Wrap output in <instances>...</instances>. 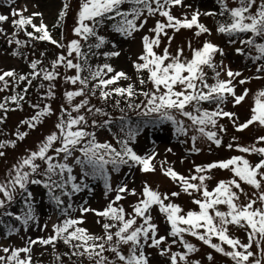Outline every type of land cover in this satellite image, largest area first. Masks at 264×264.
<instances>
[{
    "label": "snow or ice",
    "instance_id": "snow-or-ice-1",
    "mask_svg": "<svg viewBox=\"0 0 264 264\" xmlns=\"http://www.w3.org/2000/svg\"><path fill=\"white\" fill-rule=\"evenodd\" d=\"M15 3V0H9ZM219 12H205L208 16H227V20L217 22L216 31L228 37H237L241 34H250L248 38L241 39V47L235 49L238 55H247L254 63L264 61V43L258 40H264V0H234L236 7H229L227 0H217ZM70 0H64L63 7L58 15L57 23L53 27H62V22L67 15ZM129 5L128 9L122 6ZM185 7L183 0H80L79 11L77 14V24L73 29V34L79 39H74L66 46L53 38L48 26L44 23L40 12H33L29 16L24 13L28 11L27 5L23 8H12L11 24L15 31L11 37H8V44H15L17 47L25 45L26 41L16 38L20 31L29 40L47 41L55 47L64 49L67 54H60L51 62V69L41 68L40 60H34L29 64L31 72L28 74H18L15 70H0V92L9 87H18L20 83L27 82L31 86L33 80L37 78L48 82V88L45 96L41 99L55 98V85L52 83L59 76L57 71L59 67L66 70H75V75L65 76L66 83L79 85L74 91H66L65 99L71 111L61 106V115L55 125L56 131L47 135L38 145L35 151L27 150V154L21 156L6 174V179L0 182V225L4 224L3 217L13 218L18 221L25 230L30 223L38 225L39 217L37 215L38 201L30 186H40L46 190L48 201L60 213L63 219L53 224L52 233L47 238L31 239L26 242V246L2 247L0 252V264H32V248L34 245L49 246L56 248L57 242L62 241L70 249V253H64L69 260L72 257L84 258L89 264H150V258L146 254V248L159 249L161 256H168L170 264H199V261H190L189 255L199 251L197 247L184 239L185 234L190 235L203 242L215 252L229 257L234 264H264V147H257L258 144H264V136H259L253 145L240 146L236 148L241 153L257 154L261 157L258 163L252 165L248 159L242 156H234L225 161H218L206 166H196L195 175L188 177L177 173L172 167H164L167 162H162V174L169 178L173 183H177L180 192L161 193L158 189H153L147 182L142 185L140 192L135 188H129L128 183L121 181L115 188L112 185L111 173H119L123 167L128 169L138 168L142 173H154L156 166L153 161L156 160L158 153L154 150L144 155L138 154L133 145L137 142L140 134L139 127L128 126L126 116H121L123 122L121 131L124 138H117L119 149L111 143H99L95 132H89L86 129L88 122L85 115L79 114L81 109L86 108L88 112H93V107H87L88 99H83L80 103L73 105L76 97H84L87 93L92 96L107 101L112 96L125 97L130 101L133 97L140 95L144 97L141 104L128 103L129 109L137 111V114L143 117H153L152 122H171L175 126L177 135H187L188 127L183 120H178L177 115L191 121V126L207 140L214 143L217 147L221 145V140L217 132L208 131V127H216L218 118H228L232 121L236 131H244L252 125H258L264 128V89L255 94L254 106L251 108V116L244 123H238V117L233 112L225 111L223 104L228 102L229 98L233 101V107L240 105L249 94L245 89L243 94H237L234 86V79L241 76L239 71L233 72L224 65L214 63V57L217 53L225 55L224 50L211 41H205L201 48H189L192 52L191 59L184 57L183 48L177 49L175 55L169 52L165 47L162 54H158L155 49L161 44L162 36L168 37L169 46L172 43L173 36H168L166 29H172L179 32L181 29H192L197 31L195 35L199 37L202 34L211 35V30L204 24L199 23V17L202 13L194 11L191 19L187 14L183 18H177L171 13L173 7ZM159 15L166 19V23L157 21L155 26L149 29L154 36L144 35L142 37L143 51L133 61V68L137 74V79L141 86L150 83L152 88L148 91H137L132 83L127 86H119L121 80L130 81L132 78L124 71H116L109 63L102 65H91L89 63L90 55H100L98 51L105 44L109 43L104 36L98 35V27L105 19L115 21L112 30L120 36L131 39L134 34L145 28L148 18ZM36 17H41L39 25L33 21ZM9 15L0 14V24L9 21ZM31 27L32 31H27ZM0 34L6 35L3 28H0ZM38 34V35H37ZM89 38H95V44L88 45V51H82L81 41L87 42ZM229 43H236V40L229 39ZM254 49L255 56L246 53L245 48ZM113 48L117 45L113 44ZM13 56L19 55L18 51L11 53ZM75 54V55H74ZM43 55V53H42ZM105 59L119 57V51L104 52ZM75 61V62H74ZM205 68L213 73L211 77L215 82H208V73ZM222 71L228 79H221ZM257 73L264 72V63H260L256 68ZM87 72L88 75L82 76ZM147 73V79L143 73ZM112 74V75H109ZM256 79L264 77L256 76ZM240 84L247 83L246 80H240ZM116 85L115 87H110ZM43 88L44 84L41 83ZM87 90V93H86ZM28 87L23 89V94L16 93L10 97H5L4 102H0V110L7 113L9 108L6 106L9 102L17 107L24 101ZM204 102L215 104V110L203 109L200 105ZM119 101H117V106ZM35 109V115L29 119L21 121V125H26L28 129H35L43 122L45 117L53 115L50 105L43 108L39 104L30 105ZM191 106V111L187 110ZM15 111L16 109H11ZM124 112V109H120ZM75 112L78 115L73 116ZM95 113H100L109 118L98 125L95 120L91 127H106L112 123L109 113L96 108ZM65 117H67L65 119ZM4 118H0V124L4 123ZM220 131H224L222 125ZM29 133L19 131L15 133L16 140L0 142V158L6 156L4 149L16 147V141H23ZM197 136L191 137L193 142V151H199L195 148ZM59 145V146H56ZM232 144L228 145L231 149ZM170 151V149H169ZM79 153V155H76ZM72 160V164L68 163ZM44 167H41V163ZM74 166L80 169V177L73 174ZM229 170L233 174V179L228 181H219L216 187L209 191L206 181L212 177L207 175L213 169ZM103 181L105 196L115 193L113 199L109 201L103 210H97L85 206L84 201L79 207L80 216L71 215L75 211L71 203L72 197L87 190L93 189L87 183V180ZM238 178V179H237ZM250 185L256 190V198H248L246 203H240L239 193H243L241 183ZM59 192V194H57ZM185 193L189 196L193 193H200V198L194 199L193 204L197 205L199 211L184 210L178 204L172 201V198L179 197ZM128 196L136 197V202L130 207L129 213L121 201ZM17 197L22 201L19 214L10 210L16 203ZM62 197L68 198V203ZM259 202L261 207H254ZM218 205H226L228 211H221ZM165 217L170 227L168 236L173 238L172 244L179 242L185 250L181 252H172L171 245L161 247L166 242L165 236L158 235V225L154 223L152 215L153 210ZM87 213H93L101 218L97 223H101L102 235L92 234L82 225L83 219ZM229 225H235L245 228L247 231L248 243H242L239 239L229 235ZM7 236L19 233V228H14L10 224L5 225ZM47 229V224L43 225ZM115 229V231H113ZM220 243H213V238ZM255 244L259 250V257L250 249ZM222 245H227L231 249L226 251ZM122 246H127V254L122 251ZM242 249V250H240ZM106 252L113 254L115 259H110L105 255ZM24 254L23 257L21 254ZM56 264H63L62 256L54 253ZM208 261L213 260V256H207Z\"/></svg>",
    "mask_w": 264,
    "mask_h": 264
},
{
    "label": "rangeland",
    "instance_id": "rangeland-1",
    "mask_svg": "<svg viewBox=\"0 0 264 264\" xmlns=\"http://www.w3.org/2000/svg\"><path fill=\"white\" fill-rule=\"evenodd\" d=\"M183 2L185 7H173L171 9L172 15L177 18H183L187 14L188 19H191V14L194 11H199L202 13L199 17V23H202L208 27L211 30V35L205 33L197 37L195 35V32L197 31L195 27L192 29H181L179 32H174L172 29H166L168 36L174 37L172 43L169 46L168 37L162 36L161 44L155 49V51L158 54H162L164 48L168 47L169 52L172 55H175L177 49L183 48L184 57L191 59L192 52L189 48V42L191 43V48L193 49L201 48L205 41H211L222 48L225 55L221 56L219 53H217L214 57V63L219 65L220 62L223 61L224 65L230 68L233 72L239 71L241 73V76L236 77L233 81L237 94H243L245 89L249 90L248 96L240 105L233 107V101L231 98H229L228 102L223 104L222 107L225 111L235 113L236 117H238V123H244L251 116V108L254 106L255 94L261 89H264V78H255L258 75L264 77V72L257 73L256 71V68L259 66V64L264 63V61H257L254 63L247 55H238L236 53L235 49L241 47L239 41L241 39L248 38L250 34H241L240 36L230 38L224 34L217 33V22L226 21V15L221 17H219L220 15H203V13L209 11L217 13L219 12L220 6L217 3V0H183ZM63 3L64 0H15V3H10L9 0H0V14L10 16L9 21L0 24V28H3L4 33H6V35L0 34V70H15L18 74H28L31 72L29 64L32 61L38 59H41V68L51 69V62L55 60L58 55L67 54L66 47L64 49H60L55 47L53 44H41L38 42L40 44L35 45L29 43V47H24V50L27 49L25 51L27 53L26 55L28 59L18 58L11 54L16 50V45L14 43L11 45L8 44V37H11L15 31L11 24V10L12 8H23L25 5H27L28 11L25 12L24 15L29 16L33 12L42 13V19L48 26L53 38L61 41L65 46L72 40L79 39L73 34V29L77 24V14L79 11L80 0H70L67 15L63 20L61 29L58 30V27H53L57 23L58 15L63 7ZM227 3L230 8L237 6V4L234 3V0H227ZM122 8L126 10L129 8V5H124ZM217 17H219V20H217ZM158 20L166 23V19L160 17L158 14L154 17H149L145 28L135 33L134 38L131 39H126L120 36L118 33H115L111 27L102 24L98 27V35L104 36L105 39L109 41V43L105 44L99 50L94 49V52L98 51L100 55H90L89 63L93 66L109 63L116 71H124L132 78L130 81L121 80L119 82V86H127L128 83H132L135 85L138 92L148 91L152 88V85L148 83L145 86H141L132 65L133 61H135L138 55H140L143 51L141 42L142 37L144 35H149L150 37L154 36V33L149 32V29L153 28ZM33 22L39 25L41 22V17H36ZM229 39L236 40V43H229ZM96 42L97 41L95 38H89L87 42L81 41L82 51L87 52L88 45L95 44ZM258 42L264 43V40H258ZM113 44L117 45V47L113 48ZM243 47L245 48L246 53L250 52L252 56L256 55L254 49H249L247 46ZM109 51H119L121 55L119 57H112L106 60L102 53ZM57 71L60 73V76L52 82L55 85L54 99H41L47 92L48 82L42 81L39 78L33 80L31 86H28L27 82H22L18 87L12 86L7 90L0 92V102H4L5 97H10L16 93L23 94L22 89L25 86L28 87V92L25 94L24 101L20 102V107H17L15 104L9 102L6 105L9 108L7 113L0 110V118H4L6 116L4 123L0 124V142L16 140L15 133L17 130L21 132L27 131L29 133V135L23 141H16L15 148L8 147L4 149L6 156L0 158V182L6 179V174L8 173L9 169L21 156L27 154V150L30 149L35 151L37 145L47 135L51 134L53 131H56L55 125L58 122V117L61 115V106H63L68 111H71V107L67 103L64 93L66 91L77 90L79 85L66 83L64 77L75 75V70H66L63 67H59ZM205 71L208 73V82L214 83L215 81L211 78L213 76L212 71L207 68H205ZM86 75H88L87 72L82 73V76ZM143 76L147 79L146 72L143 73ZM220 78L225 80L228 79L223 71ZM242 79L246 80L247 83L240 84L239 81ZM41 83L44 84L43 88L40 87ZM115 86L116 85L110 87ZM111 98H109L107 101H104L99 98V91H97L96 96H92L91 93H87L84 97H76L72 103L75 105L80 103V101L83 99H88L89 104L87 107H93V112H88L87 109L84 108L81 109L79 113L85 115L88 122L85 130L89 132H95L96 139L99 143H111L114 147L119 149L120 145L117 143V138L123 139L124 133L113 131L110 134L106 132V128L103 126L96 128L91 127L93 120H95L98 125H103V122L109 118L108 116H104L100 113H95L96 108L102 109L104 112L109 113L112 121H115L117 117L124 116L126 114L138 115L137 111L129 109L125 103L121 102L119 104L122 109H124V112H121L120 109L111 106L109 104V100ZM121 98L123 100H127L125 97ZM142 101H144V97L137 95L128 101V103L141 104ZM33 104H39L41 108H43L45 105H50L53 115L45 117L43 122L40 123L35 129H28L26 125H21V121L29 119L35 115L36 110L30 106ZM200 106L203 109H207L209 111L215 110L216 108L215 104L207 102L202 103ZM14 108L16 109L15 111L11 110ZM187 110L191 111V106ZM72 115L76 116L78 114L73 112ZM66 118L67 117H65V119ZM176 118L178 120H183L185 126L188 127L189 130L186 136L177 135L175 133V126L171 122H164L160 126L148 128L140 132L139 136L137 137V142L133 145L134 150H136L138 154L141 155L153 150L158 153L156 160L153 161L156 166V171L154 173L145 174L140 172L138 168L128 169L127 167H123L119 173H111V182L114 188L123 180L128 183L129 188H135L137 192H140L142 185L147 182L153 189H158L161 193L171 194L172 192H180V187L177 183H173L169 178L162 174V162H167L164 164V167H172L177 173L188 177L190 175H195L194 169L196 166H206L213 162L225 161L234 156H242L245 159H248L252 165H255L261 159V157L257 154L241 153L236 148L237 145H253L259 136H264V128L258 125H252L248 129L238 132L233 126L232 121H230L228 118H218L217 126H209L207 129L208 131L217 132V136L221 140V145L217 147L214 143L207 140L206 137L201 136L195 130V127L191 126V121L179 115H177ZM220 125L224 127V131H220ZM193 135L198 137L195 142V148L199 151H193L194 146L191 139ZM229 144L233 145L231 149L228 148ZM256 146L264 147V144H258ZM76 155H79V153H76ZM37 163H41V167H44L42 162L37 161ZM68 163L72 164V160H69ZM73 174L77 175L78 178L80 177V169L78 166H74ZM207 175L212 177L210 180L206 181L209 191H212L219 181H228L233 179V174L231 171L222 170L219 168L211 170V172L207 173ZM87 183L93 189L92 192L85 190L84 192L72 197L71 203L73 204L75 211H72L71 215L74 217L80 216L79 207L84 204V201H87V204L85 205L87 207L103 210L109 201L115 196L114 192L108 194L107 197L105 196V189L103 181L101 180H93L89 178ZM240 183L241 187L243 188V193H239V190L233 189L240 195L239 202L242 204L246 203L249 197L255 199L257 195L256 190L250 185L244 184L243 182ZM30 189L34 192L36 200L39 202L37 205V215L39 217L38 225L30 223L27 230H25L20 223L13 222L11 226L14 228H19V233L7 236V228L1 229L0 246L20 248L26 246V242L29 238H47L52 233L53 224L58 223L61 219H63V217L60 216V213L52 206V204L49 203L45 189L34 185L30 186ZM57 194H59V192H57ZM200 195V193L194 192L193 195L189 196L181 192L180 196L172 198L171 202L181 206L185 213L188 211H199L198 206L193 204L192 201L194 199L200 198ZM0 198H3L2 194H0ZM62 198L67 204L68 198ZM136 199V197L128 196L125 200L121 201L120 204H122L123 207L130 213L132 211L130 205L134 204ZM21 206L22 201L19 197H17L16 203L11 206L10 210L16 214H19ZM261 206L262 205H260L259 202L254 205V207ZM217 207L221 211H228L226 205H218ZM152 215L154 217L153 222L158 225V235L165 236L167 238L165 244L161 247H167L168 245H171L172 252L183 253L185 250L183 249L182 245L179 244V242L172 244L173 238L168 236L170 227L167 224L165 217L155 209L153 210ZM83 219L85 220V223L82 226L88 229L90 233L97 235L103 234L101 223L105 221L97 223V220L101 218L95 216L93 213H87L84 215ZM44 224H47V229H43ZM113 231H115V229H113ZM229 235L233 238L239 239L242 243H248L247 231L245 228L229 225ZM184 239L194 244L197 249H199L198 252L189 255L190 261H199V264H234V262L229 257L215 252L213 249L203 244V242L197 240L196 238L185 234ZM60 243L63 242H57V244ZM213 243H220V241L214 237ZM222 246L226 251L231 250L227 245ZM250 250L256 253L257 257H259L260 253L255 244H253V247ZM122 251L124 254H127V246H122ZM54 253H57V249H53L51 245H34L31 252L32 264H56ZM146 254L150 258V264H170L168 256H161L159 254V249L146 248ZM209 254L213 256L212 261H208L207 259ZM0 255H4V253L0 252ZM23 255L24 254L22 253L21 256L23 257ZM105 255L109 256L110 259H115L113 254L109 252H106ZM252 259L253 258H250L249 264H251ZM63 264H89V261L84 258L74 257V260L65 259ZM180 264H183V262H180Z\"/></svg>",
    "mask_w": 264,
    "mask_h": 264
},
{
    "label": "trees",
    "instance_id": "trees-1",
    "mask_svg": "<svg viewBox=\"0 0 264 264\" xmlns=\"http://www.w3.org/2000/svg\"><path fill=\"white\" fill-rule=\"evenodd\" d=\"M221 17V16H219ZM219 17H217V20H219ZM63 23V22H62ZM115 23V21H110V20H107L105 19L103 24L104 25H108L109 27L112 28V25ZM61 29V27H58V30ZM27 31H32L31 27H27L26 29ZM38 35V34H37ZM17 39L21 40V41H26L27 43L21 47H17V45L15 46L16 50L15 51H18L20 54L19 55H16V57L18 58H26L28 59L27 57V53L25 50H24V47H29V43H32V44H51V43H47V41H39V40H29V38L24 34V31H20L18 33V35L16 36ZM40 42V43H38ZM93 52H94V49H93ZM41 61V59H38ZM145 78V77H144ZM146 79V78H145ZM147 85V84H146ZM26 87V86H25ZM24 87V88H25ZM23 88V89H24ZM22 89V90H23ZM117 101H119V104L122 102V103H125V104H128V101L127 100H123L121 97H118V96H114L112 97L110 100H109V104L113 107H116L118 109H122V107L120 105L117 106ZM126 116L127 118V122H128V126L130 127H133V128H136V127H139L140 129V132L147 129V128H155L156 126H160L161 124L163 123H160V122H152L153 121V117H143V116H140V115H132V114H126L124 115ZM121 117V116H120ZM120 117H117L115 119V121H112L111 124L107 125L105 128L106 132L108 133H112L113 131H119V132H122L121 131V127H122V124L123 122L120 120ZM123 133V132H122ZM3 221H4V224L3 225H0V231L1 229H4L6 228L5 225H12L13 222H16V223H19L18 221H15L14 219L10 218V217H4L3 218ZM56 249H57V253L60 254L62 256V260L64 261L65 259H69L68 256L66 255H63L64 253H70L71 252V249L65 245L64 243H60V244H57L56 245ZM71 260H74V257H72Z\"/></svg>",
    "mask_w": 264,
    "mask_h": 264
}]
</instances>
